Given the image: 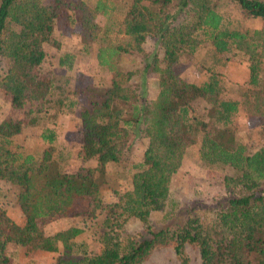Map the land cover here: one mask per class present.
<instances>
[{
  "label": "trees",
  "instance_id": "obj_1",
  "mask_svg": "<svg viewBox=\"0 0 264 264\" xmlns=\"http://www.w3.org/2000/svg\"><path fill=\"white\" fill-rule=\"evenodd\" d=\"M231 5L238 18L222 10ZM98 14L108 19L103 26L94 21ZM75 27L81 49H93L98 66L109 70L107 82L72 89L63 76H41L45 44L59 49L56 31ZM122 55L140 60L123 68ZM234 57L247 69L242 82L222 70ZM74 60L64 52L57 63L71 69ZM184 60L201 64L205 78L183 79ZM151 76L154 97L145 93ZM0 89L39 127L42 142L27 148L19 139L21 121L0 120V180L13 188L24 216L17 224L0 199V264L14 263L11 245L55 253L54 264H141L154 248L171 246L180 264H188L187 244L198 248L202 264H264V147L250 150L235 124L240 114L264 116V0H0ZM75 109L82 164L68 171L62 118ZM194 145L205 166L230 171L225 193L213 207L172 213L165 210L169 182ZM108 165L130 175L119 200L107 204ZM84 197L107 210L97 250L79 238L85 226L41 231L39 218L90 215L74 202ZM198 209L211 215L201 217ZM164 210L163 222L152 227L150 214ZM121 215L139 220L144 235L121 241L109 234Z\"/></svg>",
  "mask_w": 264,
  "mask_h": 264
},
{
  "label": "rangeland",
  "instance_id": "obj_2",
  "mask_svg": "<svg viewBox=\"0 0 264 264\" xmlns=\"http://www.w3.org/2000/svg\"><path fill=\"white\" fill-rule=\"evenodd\" d=\"M88 3L93 0H86ZM90 1V2H89ZM232 18H238V13L231 5L222 9ZM107 18L98 14L95 22L103 26L107 22ZM260 23L251 21L250 26L259 27ZM80 28L75 27L73 32L56 31V40L60 42V47L55 48L52 45L45 44L44 49L46 56L40 65L41 76L47 78L65 77L67 84L72 89H79L86 85H99L107 82L110 76L109 70L100 68L97 60L93 56V49L85 52L81 49ZM110 37H113L112 31ZM147 48L151 49L152 45L147 44ZM64 52L73 53L75 55L74 65L71 69L60 67L57 63L58 56ZM209 52L200 58L201 62L205 61ZM139 58L135 56L122 55L119 63L123 68L131 66L135 67L139 62ZM201 64L184 60L180 66L179 75L187 81H202L205 73L199 67ZM225 75L235 81L242 82L247 76L245 64L238 57L231 58L222 67ZM146 95L154 97L157 92L156 80L153 76L147 78ZM85 97L79 95V104L83 103ZM78 109L73 110L67 117L62 118L61 136H66L64 143L66 151L70 158L65 163L66 170H74L82 163L80 161V152L76 151L78 142V125H77ZM18 119L22 123V132L19 135L20 141L24 142L27 147L34 150L39 149L42 145L36 133L39 127H32L27 123L28 116L23 110L14 109L10 106V96L0 89V120L5 117ZM237 128V137L244 142L250 150L264 147V116H244L240 114L235 118ZM27 138H32L29 140ZM72 143V145H71ZM143 141L136 142V155H139ZM59 153H56V157ZM109 173L106 176V184L102 186L104 191L103 200L105 203H113L119 200L121 192L128 186L129 172L126 169L108 165ZM230 171L227 168H212L205 166L198 158L197 146H192L183 155L181 166L178 171L171 177L169 182V195L166 201L165 210L171 209L172 213L183 207L201 208L213 207L219 196L224 195V175ZM2 197V198H1ZM0 199L4 202L8 216L17 224L24 222V216L19 206L13 202V188L5 181L0 180ZM78 208L88 209L90 215L81 217L73 216H47L39 218L37 223L42 232L45 234L53 233L57 230L64 229L70 225L85 226L84 232L79 236L85 240L92 250H97L102 245V219L107 210L95 209L92 199L89 197L77 198L74 200ZM174 205V206H173ZM164 211H154L150 214L149 220L152 227H156L163 222ZM197 214L201 217L208 218L211 215L209 210L198 209ZM113 223L114 231H110L113 237L118 233V238L124 241L128 236H136L141 238L144 235V226L134 217H125L124 215L115 216ZM109 230V228H105ZM9 252L13 258V264H54L55 253H46L40 251H26L25 248L11 245ZM188 256V264H202L199 250L196 246L187 244L185 247ZM141 264H180L171 246H158L154 248L150 254L142 261Z\"/></svg>",
  "mask_w": 264,
  "mask_h": 264
},
{
  "label": "crops",
  "instance_id": "obj_3",
  "mask_svg": "<svg viewBox=\"0 0 264 264\" xmlns=\"http://www.w3.org/2000/svg\"><path fill=\"white\" fill-rule=\"evenodd\" d=\"M27 147V146H26ZM27 148H29V147H27Z\"/></svg>",
  "mask_w": 264,
  "mask_h": 264
}]
</instances>
